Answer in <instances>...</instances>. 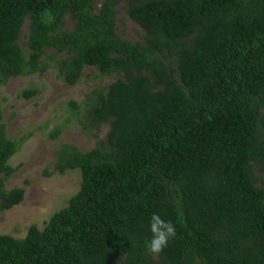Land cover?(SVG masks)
Returning a JSON list of instances; mask_svg holds the SVG:
<instances>
[{"label": "trees", "instance_id": "16d2710c", "mask_svg": "<svg viewBox=\"0 0 264 264\" xmlns=\"http://www.w3.org/2000/svg\"><path fill=\"white\" fill-rule=\"evenodd\" d=\"M96 1L0 0L2 81L41 73L46 50L65 55L55 70L68 85L84 67L117 76L89 107L105 140L56 153L57 172L80 173L78 191L42 230L1 234L0 264H264V188L253 175V165L264 172V0ZM121 1L143 44L115 34ZM1 119L0 109L7 177L22 140L6 138ZM2 183L0 211L24 193ZM152 213L175 226L157 254L144 246Z\"/></svg>", "mask_w": 264, "mask_h": 264}, {"label": "rangeland", "instance_id": "374dc122", "mask_svg": "<svg viewBox=\"0 0 264 264\" xmlns=\"http://www.w3.org/2000/svg\"><path fill=\"white\" fill-rule=\"evenodd\" d=\"M100 0L93 6L98 8ZM128 2L121 1L115 7V34L132 43L143 44L142 31L128 14ZM65 28L72 29L74 20L64 16ZM26 19L17 40L18 46L26 50ZM53 50H46L41 58L44 70L27 76L0 79L1 122L5 126L6 138L22 140L20 148L8 161L16 170L7 177L0 176L3 188L23 189L22 201L7 210L0 211V235L23 239L31 225L42 230L51 215L64 208L68 200L78 191L80 173L67 170L56 171L57 151L63 144L86 152L96 142L105 140L108 125L95 126L89 117V107L96 93L105 92V87L117 76L102 77L91 67H84L74 85H68L57 76L56 60L65 55L48 57ZM36 90V95L26 99L24 90ZM75 105V107H73ZM264 110V109H263ZM60 128L59 134L51 139L49 134ZM257 186L264 188V172L253 165Z\"/></svg>", "mask_w": 264, "mask_h": 264}, {"label": "clouds", "instance_id": "9594fccd", "mask_svg": "<svg viewBox=\"0 0 264 264\" xmlns=\"http://www.w3.org/2000/svg\"><path fill=\"white\" fill-rule=\"evenodd\" d=\"M147 229L150 235L145 240L144 246L146 251L152 254L161 252L167 246L169 239L175 236L174 224L157 213L150 215Z\"/></svg>", "mask_w": 264, "mask_h": 264}]
</instances>
